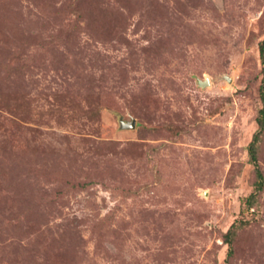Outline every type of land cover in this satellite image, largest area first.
Listing matches in <instances>:
<instances>
[{
  "label": "rangeland",
  "instance_id": "obj_1",
  "mask_svg": "<svg viewBox=\"0 0 264 264\" xmlns=\"http://www.w3.org/2000/svg\"><path fill=\"white\" fill-rule=\"evenodd\" d=\"M261 44L264 0H0V264H264Z\"/></svg>",
  "mask_w": 264,
  "mask_h": 264
},
{
  "label": "trees",
  "instance_id": "obj_2",
  "mask_svg": "<svg viewBox=\"0 0 264 264\" xmlns=\"http://www.w3.org/2000/svg\"><path fill=\"white\" fill-rule=\"evenodd\" d=\"M260 54L262 56V60H263V63H264V45L261 44L260 45ZM260 98H261V101H262V107L260 109V116H259V125H260V128L263 129L264 128V89H263V83L261 84L260 86ZM258 137V134L255 135L254 137V140L257 139ZM250 159L253 161V162H256V146L254 144V142L251 143L250 145ZM256 176H257V182H258V187L261 186V183L263 181V175L260 171V169L256 166ZM230 232V230H228L226 232V235H228Z\"/></svg>",
  "mask_w": 264,
  "mask_h": 264
},
{
  "label": "water",
  "instance_id": "obj_3",
  "mask_svg": "<svg viewBox=\"0 0 264 264\" xmlns=\"http://www.w3.org/2000/svg\"><path fill=\"white\" fill-rule=\"evenodd\" d=\"M199 84L202 85V86H205V85H208L209 84V80L208 78H205L204 80H201L199 79ZM120 124L123 128H134L135 127V124H136V121L134 118H132L131 120L129 121H124V120H120Z\"/></svg>",
  "mask_w": 264,
  "mask_h": 264
}]
</instances>
